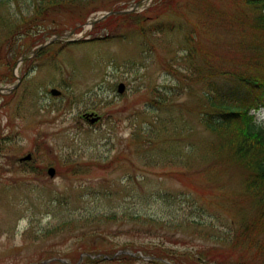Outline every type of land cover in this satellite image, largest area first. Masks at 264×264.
<instances>
[{"label":"rangeland","instance_id":"obj_1","mask_svg":"<svg viewBox=\"0 0 264 264\" xmlns=\"http://www.w3.org/2000/svg\"><path fill=\"white\" fill-rule=\"evenodd\" d=\"M24 1L10 6V18L0 11L8 24L0 28V86L17 84L0 93V264H148L155 256L213 264L212 254L217 262L236 264L238 250L248 264H261L246 239L240 247L230 244L242 239L239 210L252 216L257 207L243 199L245 171L226 152H215L216 137L194 108L205 89L197 74L204 59L200 47L205 56L219 54L230 72L239 71L249 54L239 45L230 51L221 17L205 25L202 12L234 18L248 35L246 4L144 2L147 8L138 15L88 25L87 39L79 43L44 47L49 50L27 58L10 78L9 58L35 31L30 24L10 33L13 18L54 14L67 20L68 33L82 20L69 7L94 20L117 4L68 0L47 9ZM140 28L146 36L138 39ZM185 32L196 36L195 48ZM113 33L123 38L112 39ZM120 81L122 94L116 91ZM51 87L61 94L50 95ZM90 110L102 120L86 121ZM255 116L264 126V107ZM28 153L30 161H19ZM49 166L56 170L53 177L46 173ZM90 253L97 254L89 260Z\"/></svg>","mask_w":264,"mask_h":264},{"label":"trees","instance_id":"obj_2","mask_svg":"<svg viewBox=\"0 0 264 264\" xmlns=\"http://www.w3.org/2000/svg\"><path fill=\"white\" fill-rule=\"evenodd\" d=\"M18 0H0V11L7 13V17L12 15L10 6ZM71 2L75 0H69ZM171 0H169L170 2ZM32 3L42 4L43 6H59L60 4L68 2V0H26L24 3L27 7ZM168 2V3H169ZM167 3V4H168ZM245 8L248 9L249 20V34H243L242 28L237 31L238 38L235 41L232 38V44L240 46L244 51L249 52L243 59L242 67L237 72H230L222 68L220 64V56L216 52L205 56L200 47V55L204 58L202 66L198 69V75L204 81L205 93L203 98L197 99L195 103V110L199 116L200 123L216 137V145H214L215 152H226V157L232 163L240 166L245 171V178L243 180V199L245 202H253L257 207H253L254 215L246 216L240 209V219L237 222L239 233L242 239H231L230 244L235 247L243 245V240H247L253 246L254 252L259 257L261 264L264 261V127L255 122L254 115L250 113L251 110L264 106V0H242ZM168 7H164L167 10ZM171 12V9L168 8ZM68 12L77 17L84 18L81 12H73L72 8H68ZM178 12V15H183L188 19L184 12ZM23 15V14H22ZM54 14L46 15L39 19L40 15L29 16V19L22 17L13 18L11 21L12 29L10 33L18 28L23 32L30 24H34L35 36L28 33L24 37L26 42H32L35 37L41 36V31L44 29L47 32L61 33L64 30V24L67 20H57L53 17ZM75 18V17H72ZM219 15L216 17V21ZM230 20V19H229ZM5 19L0 16V28H5ZM204 24L207 25L208 20L204 17ZM221 22V21H217ZM231 22V20H230ZM200 22L193 23V25L200 26ZM69 25V24H67ZM221 25L227 30L231 31L232 27L227 22H221ZM29 26V27H30ZM11 27V26H10ZM75 27V26H73ZM8 33V35L10 34ZM12 33V35H13ZM27 33V32H25ZM18 34V33H17ZM23 35V33H21ZM11 35V36H12ZM185 38L189 46L196 47L194 41L196 36L194 33L185 32ZM10 38L4 39L8 40ZM9 41V40H8ZM21 47V46H20ZM13 57L9 58L7 63L9 77L12 78V67L21 53V49ZM198 79V77H197ZM236 207L239 204L234 203ZM254 216V217H253ZM259 225L257 230L255 227ZM239 240V241H238ZM231 246H229L230 248ZM232 248V247H231ZM250 248V246L248 247ZM115 252V251H114ZM111 253V252H110ZM109 253V254H110ZM113 253V252H112ZM112 253L110 255H112ZM229 254V252H225ZM239 256L236 264H248L245 262L242 251H237ZM97 254V253H93ZM167 256V255H166ZM90 259V256H86ZM208 258V257H207ZM211 258L215 261L213 264H230V259H222L216 261V257L212 254ZM169 259L163 256H155L148 264H172L173 257L170 258L172 263L167 262ZM178 264V263H177ZM201 264H207L201 263Z\"/></svg>","mask_w":264,"mask_h":264},{"label":"water","instance_id":"obj_3","mask_svg":"<svg viewBox=\"0 0 264 264\" xmlns=\"http://www.w3.org/2000/svg\"><path fill=\"white\" fill-rule=\"evenodd\" d=\"M68 36H70V35H68ZM59 38H60V36L55 37V39H59ZM123 90H124V85L121 83V84L118 85V92H123ZM0 91H2L1 88H0ZM51 93L53 95H58L60 92L58 90H56V89H51ZM96 119L97 118L93 119V121H95ZM47 173L49 174V176H54L55 169L53 167H49L48 170H47Z\"/></svg>","mask_w":264,"mask_h":264}]
</instances>
